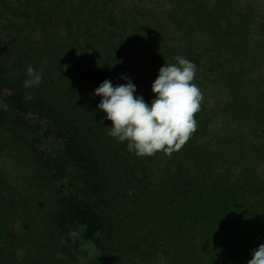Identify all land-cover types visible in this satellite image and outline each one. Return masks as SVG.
<instances>
[{
	"label": "trees",
	"instance_id": "1",
	"mask_svg": "<svg viewBox=\"0 0 264 264\" xmlns=\"http://www.w3.org/2000/svg\"><path fill=\"white\" fill-rule=\"evenodd\" d=\"M201 11L197 5L191 9L194 16ZM122 23L118 33L106 29L96 33L104 44V50L96 51L98 64L76 65L59 81L45 80L25 89L27 78L0 74V94H5L7 105L0 112V126L12 125L14 132L40 122L48 126L43 140L53 141L58 152L55 156L37 151L39 162L59 181L70 178L69 170L74 174L70 178L74 190L64 184L58 187L62 209L57 223L66 228L85 221L105 232L96 243L104 264H115L111 258L115 225L109 207L116 186L125 185L135 186L131 198L135 196L140 209L175 212L176 221L191 230L192 241L204 240L206 234L228 238L220 249L206 243L204 253L211 259L202 264H227L231 256L241 264L251 248L249 240L264 235V80L253 75L254 67L243 75L237 67H257L264 48L255 50L253 42L260 40L251 35L228 39L226 34L195 33L187 29V21L177 23L175 34L163 31L161 25L145 31L141 25L133 27L136 21ZM115 42L120 44L108 45ZM178 55L197 67L194 82L203 92L201 111L194 116L198 129L170 157L163 152L137 157L128 152L126 143L108 135L111 122L98 109L101 97L94 95L95 89L105 80L113 86L130 80L136 86L134 95L150 104L159 69L175 63ZM214 87L224 100L211 106L209 92ZM26 93L34 99L26 100ZM110 158L116 165L109 164ZM160 165L163 173L157 178L153 174ZM213 255L219 260L210 263Z\"/></svg>",
	"mask_w": 264,
	"mask_h": 264
},
{
	"label": "rangeland",
	"instance_id": "2",
	"mask_svg": "<svg viewBox=\"0 0 264 264\" xmlns=\"http://www.w3.org/2000/svg\"><path fill=\"white\" fill-rule=\"evenodd\" d=\"M196 5L202 8L198 16L191 12ZM125 19L136 21L133 27L141 25L145 31L161 25L172 34L179 29L177 23L187 21V29L195 33L226 34L234 39L251 35L260 40L253 42L255 50L264 48V0H0V74L28 79L31 65L42 72V82L59 81L76 65L98 64L96 51L104 50V44L96 33H105V29L118 33ZM115 43L108 45L120 44ZM261 61L257 67H236L240 75L254 67L253 75L264 80V59ZM214 89L209 92L211 106L224 100ZM3 108L7 109L5 94H0V112ZM47 128L44 122L23 132H14L12 125L0 126V264H104V253L96 243L105 232L85 221L66 228L57 223L62 209L58 187L64 184L74 190L70 185L74 174L69 170L70 178L59 181L39 162L37 151L53 154L54 146L57 148L53 141L43 140ZM120 154L125 156L124 151ZM110 159L109 164L116 165ZM163 168L160 165L153 175L161 176ZM123 187L116 186L109 207L115 225L111 249L115 264H202L211 259L204 253L206 243H215L220 249L228 242L219 234L192 241L191 230L176 221L175 212L140 209L133 201L135 196L131 198L135 186ZM149 218L158 224L144 223ZM73 230L80 231L78 238L69 235ZM248 243L252 245L241 264H247L252 251L264 243V235ZM57 252L65 258L56 259ZM217 260L218 255H213L210 263ZM227 264L239 262L231 256Z\"/></svg>",
	"mask_w": 264,
	"mask_h": 264
},
{
	"label": "clouds",
	"instance_id": "3",
	"mask_svg": "<svg viewBox=\"0 0 264 264\" xmlns=\"http://www.w3.org/2000/svg\"><path fill=\"white\" fill-rule=\"evenodd\" d=\"M196 72L195 63L183 56H176L175 63H165L152 84L155 98L150 104L142 96L134 95L136 86L130 80L116 86L110 80L103 81L94 95L101 97L98 109L106 113V119L111 122L108 135L126 143L128 152L137 157H152L160 152L170 157L179 152L198 129L194 116L201 111L203 92L194 82ZM26 75L25 89L42 82V72L31 65ZM25 99L34 97L26 93ZM69 235L78 238L80 231L73 230ZM251 257L247 264H264V243L252 251ZM55 258L65 257L57 252Z\"/></svg>",
	"mask_w": 264,
	"mask_h": 264
}]
</instances>
